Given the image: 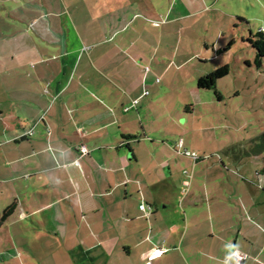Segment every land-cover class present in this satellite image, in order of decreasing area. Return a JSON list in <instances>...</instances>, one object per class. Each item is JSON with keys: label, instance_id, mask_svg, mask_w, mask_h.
<instances>
[{"label": "crops", "instance_id": "0c3cea01", "mask_svg": "<svg viewBox=\"0 0 264 264\" xmlns=\"http://www.w3.org/2000/svg\"><path fill=\"white\" fill-rule=\"evenodd\" d=\"M28 1L0 10L1 27L53 17L12 44L18 59L30 52L33 70L42 71L21 77L12 61L13 96L22 104L0 132V215L15 204L0 226V264H147L155 250L164 253L151 264H264V195L241 193L230 213L209 203L180 212L173 195L187 180L177 183L174 145L149 137L145 113L133 112L148 92L143 78L151 69L143 63L164 64L167 54L157 59L139 45L141 32L125 26L133 18L145 28L190 21L185 30L205 10L147 6L131 18L138 6L124 0H45L44 13L41 0ZM61 22L68 31L57 30ZM39 84L48 87L45 99Z\"/></svg>", "mask_w": 264, "mask_h": 264}, {"label": "rangeland", "instance_id": "374dc122", "mask_svg": "<svg viewBox=\"0 0 264 264\" xmlns=\"http://www.w3.org/2000/svg\"><path fill=\"white\" fill-rule=\"evenodd\" d=\"M17 1L30 4L28 0L8 3L0 0V10H14ZM90 1L94 3L95 0ZM41 2L38 12H48L45 0ZM91 3L89 6L93 5ZM124 3L138 6L131 13L128 12L130 8L124 9L131 18L135 11L146 10L147 6L153 10L170 7L177 10L176 13L180 9L205 10L198 22H192L185 30L180 27L188 26L190 21L173 20L164 27H155L151 22L153 27L145 28L134 22V18L124 28L125 33L128 30L141 32L139 45L157 54V59L158 53L167 54L164 64L162 61L143 63V68L151 69L143 78L144 89L148 92L133 112L137 117L138 113L140 117L145 113L142 117L149 137L167 139L174 145L176 154L170 162L179 170L177 183L187 180L180 188L185 187V192L176 189L173 195L177 210L184 213L189 207L202 209L209 203L211 208L220 206L230 213L241 193L255 191L261 198L264 195V59L261 65L256 63V51L248 39L251 33L264 29V0H124ZM111 4L112 9L122 6ZM56 5L50 7L52 13L60 8L58 3ZM48 14H43V21L33 23L34 26H28V18L15 27L0 25V132L4 124L14 122L12 111L22 104L15 100L10 83L15 75L12 61L18 59L16 55L19 54V47L12 44L27 42L26 30H37L36 24H49L53 17ZM139 16L146 19L144 14ZM62 24L57 30H63L66 25L68 31L70 23ZM86 25L83 28L88 31L97 30L93 29L97 24L88 25L91 29ZM56 36L59 40V34ZM187 54L193 57L178 68ZM31 55L25 52L17 60L20 64L16 69L21 71V77L37 71V66L33 70L35 62L31 61L35 58ZM224 64L229 66V73L217 80L214 89L197 86L199 77ZM46 88V84L37 86V92L43 94L40 99H45ZM155 143L156 147L160 145ZM3 211L2 208L1 216ZM205 221L207 224V219Z\"/></svg>", "mask_w": 264, "mask_h": 264}, {"label": "trees", "instance_id": "16d2710c", "mask_svg": "<svg viewBox=\"0 0 264 264\" xmlns=\"http://www.w3.org/2000/svg\"><path fill=\"white\" fill-rule=\"evenodd\" d=\"M249 43L256 51L255 61L258 65H261L262 60L264 59V30H257L255 33H251L248 39ZM229 73V66L224 64L218 68H216L213 72H210L206 75H203L197 79V86L199 88H210L214 89L216 86V82L219 78L228 75ZM127 139H133L134 136H125ZM189 155V154H188ZM15 209V204H10L5 210L2 216L0 215V226L3 221L8 217L10 214L13 213Z\"/></svg>", "mask_w": 264, "mask_h": 264}, {"label": "built area", "instance_id": "2783aa9c", "mask_svg": "<svg viewBox=\"0 0 264 264\" xmlns=\"http://www.w3.org/2000/svg\"><path fill=\"white\" fill-rule=\"evenodd\" d=\"M179 146H181V144H179ZM80 149H81V151H82L83 154L88 153V150H87V148L85 146L82 145L80 147ZM187 154H190V153L187 152ZM139 207H140L141 211H143V212H145L147 214L152 209V207L150 205H147V204H141V205H139ZM163 253H164V250H155L152 254H150L148 256V258H149L150 261L147 264H151V260L152 259H154L155 257L156 258L159 257ZM234 253H235V255H237V258H238L239 261L242 260L243 255H241L237 250H234Z\"/></svg>", "mask_w": 264, "mask_h": 264}]
</instances>
